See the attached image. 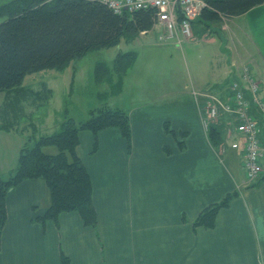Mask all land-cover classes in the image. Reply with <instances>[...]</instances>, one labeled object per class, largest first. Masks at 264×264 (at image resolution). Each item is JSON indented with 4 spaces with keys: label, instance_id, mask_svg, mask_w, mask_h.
Segmentation results:
<instances>
[{
    "label": "crops",
    "instance_id": "crops-1",
    "mask_svg": "<svg viewBox=\"0 0 264 264\" xmlns=\"http://www.w3.org/2000/svg\"><path fill=\"white\" fill-rule=\"evenodd\" d=\"M263 7L245 15L256 22L258 9ZM236 18L224 19L221 26L215 24L207 30L199 26L194 32L207 36L208 42L220 41L229 56L224 77L216 75L202 90L193 86L191 93L134 95L127 103L123 95L128 90L130 68L122 90H111L123 99L129 113L130 140L116 127L98 134L81 132L77 156L92 178L95 226L86 225L77 212L62 213L57 221L37 220L50 205V191L42 179L10 189L5 202L7 223L0 236V264H264V182L247 180L245 140L228 123L235 124L233 117L226 115L215 124L221 137L214 141L203 126L202 104L194 97V92H207L226 101L231 96V81L240 77L248 63H252L253 76L264 84V26L248 24L262 37L257 43L258 57L247 42L239 53L236 48L231 50L226 23ZM217 27H221V35L213 32ZM153 31L158 33V48L165 52L162 45L172 41L162 42L160 30L125 40L133 42ZM134 53L133 66L138 62ZM108 67L115 72V64ZM259 118L264 125L262 113ZM262 136L264 141V128ZM3 146L0 175L9 178L16 171L24 144L19 150L10 147L8 152ZM230 196L214 227L196 224L208 207Z\"/></svg>",
    "mask_w": 264,
    "mask_h": 264
},
{
    "label": "trees",
    "instance_id": "trees-1",
    "mask_svg": "<svg viewBox=\"0 0 264 264\" xmlns=\"http://www.w3.org/2000/svg\"><path fill=\"white\" fill-rule=\"evenodd\" d=\"M205 7L192 22L194 30L221 26L224 19L244 16L264 0H204ZM155 10H141L116 14L109 5L99 0H12L0 5V92L18 93L28 74L67 68L75 60L100 49L117 47L123 39H136L142 32L151 31ZM213 30L221 35V27ZM136 54L121 53L115 60V72L120 75L132 68ZM112 69L98 62L95 68L96 83L110 82ZM120 79V78H119ZM119 82V81H118ZM113 93L122 90L117 84ZM46 88V96L43 92ZM30 95L48 101L52 91L25 90ZM48 92V93H47ZM4 122V120H3ZM5 132L13 129L0 123ZM119 128L131 138L129 113L121 108L91 111L85 122L67 118L52 135L35 139L24 145L19 154L16 171L9 178L0 175V236L7 223L6 198L10 189L25 181L42 179L48 185L49 203L45 215L37 220L57 221L62 213L82 214L88 226H95L97 215L92 201V178L77 156L81 132L100 133L101 130ZM221 131L213 128L210 138L220 139ZM49 148L58 150L55 155ZM264 182V174L260 179ZM231 196L219 204L208 207L196 221L205 228L214 227L219 210L229 205ZM67 262V260H66Z\"/></svg>",
    "mask_w": 264,
    "mask_h": 264
},
{
    "label": "rangeland",
    "instance_id": "rangeland-1",
    "mask_svg": "<svg viewBox=\"0 0 264 264\" xmlns=\"http://www.w3.org/2000/svg\"><path fill=\"white\" fill-rule=\"evenodd\" d=\"M10 1L12 0H0V5ZM258 10L261 12L256 19L254 18L256 22L246 15L234 21H226L231 50L234 51L236 48L239 53H243L242 45L247 42L254 47L251 50L257 56V43L262 37L253 33L256 29L251 30L248 24L258 22L259 27L264 26V7ZM2 22L3 20L0 19V24ZM234 22L236 24L232 27ZM195 35V41H188L181 47L174 41L165 46L162 45L165 48L163 52L158 48L160 45L155 42L158 39V33L153 31L143 36L142 39L133 42H127L124 39L117 47L91 52L83 59L75 60L62 71L51 70L28 74L23 82L24 88L20 92H0V123L13 129L6 133L1 131L0 126V145H4L6 152L10 147L19 150L20 145L26 143L31 146L35 139L54 134L67 118L85 122L90 117L91 111L101 107L125 109L126 106L122 104L123 99L112 95L111 90L114 92V88L118 87L117 84L121 83V80L123 82L128 71L122 77L120 73L112 70L110 72L112 86L110 87L104 82L96 83L94 74L98 62L107 67L114 66L120 52L134 51L138 55V62L129 71L128 90L123 95L127 98V103L134 100V95L140 98L156 96V93L176 96L179 92L191 93L193 86L198 88L197 90L208 88L216 75L222 74L221 77H224V72L229 70V56L225 54L220 41L211 43L208 42L207 36L201 37L197 33ZM150 48L155 50L152 51ZM149 54L151 55L150 63L147 61ZM162 63H166V67L162 68ZM227 77L228 74L225 75L223 82ZM44 87L52 91L49 98H46L49 99L47 102L42 100L43 97L39 100L25 91L29 89L41 91ZM46 91L45 88L43 96H46ZM203 94L210 93L204 92ZM7 139H9V144L6 143ZM51 151L58 152L56 148H51ZM0 164L3 163L0 162Z\"/></svg>",
    "mask_w": 264,
    "mask_h": 264
},
{
    "label": "built area",
    "instance_id": "built-area-1",
    "mask_svg": "<svg viewBox=\"0 0 264 264\" xmlns=\"http://www.w3.org/2000/svg\"><path fill=\"white\" fill-rule=\"evenodd\" d=\"M110 6L116 14L141 10H155L154 28L160 30L161 41H174L180 46L195 40L192 22L205 7L204 0H99ZM252 63L242 67L239 78L231 81V96L224 101L215 93L204 95L195 93L194 97L202 104L203 126L211 132L224 116L233 117L231 128L245 140L244 169L249 182L258 181L264 174L263 128L259 115H264V84L256 79ZM228 124V125H229ZM239 148V144H233Z\"/></svg>",
    "mask_w": 264,
    "mask_h": 264
}]
</instances>
